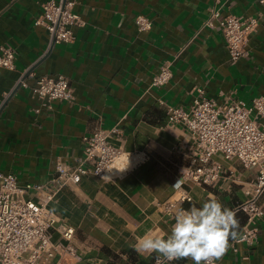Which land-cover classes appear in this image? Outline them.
Masks as SVG:
<instances>
[{
  "label": "crops",
  "instance_id": "0c3cea01",
  "mask_svg": "<svg viewBox=\"0 0 264 264\" xmlns=\"http://www.w3.org/2000/svg\"><path fill=\"white\" fill-rule=\"evenodd\" d=\"M47 0H0V47L15 49L14 68L0 67V93L9 92L0 110V172L17 174L21 184L48 182L59 160L76 164L84 155L83 137L98 127L117 128L115 144L135 158L131 170L116 178L84 177L61 188L50 202L76 229V256L63 253L43 264H154L158 254H140L139 237L167 233L179 208L215 196L235 209L247 199L255 171L217 156L225 171L214 184L184 183L192 199L171 212L164 205L176 196L173 185L189 167L193 140L184 125H169L166 104L187 108L203 88L209 97L232 95L246 102L264 95V1L262 0H75L82 25L68 43L49 44V32L35 21ZM213 7L224 14L256 16L248 55L232 61L217 28L204 25ZM151 19L138 28L136 17ZM171 64L172 77L161 86L152 78ZM69 78L73 101L55 100L48 108L18 86L44 75ZM39 109V110H38ZM239 233L248 214L236 211ZM254 242L230 241L216 264H264V219ZM55 239L66 241L58 232ZM104 248L118 254L113 258ZM161 264H193L190 259Z\"/></svg>",
  "mask_w": 264,
  "mask_h": 264
},
{
  "label": "built area",
  "instance_id": "2783aa9c",
  "mask_svg": "<svg viewBox=\"0 0 264 264\" xmlns=\"http://www.w3.org/2000/svg\"><path fill=\"white\" fill-rule=\"evenodd\" d=\"M75 3L47 0L42 4L44 12L35 22L47 27L50 45L74 40L73 27L83 24L81 15L74 11ZM136 22L140 30L152 27L151 19L144 15H138ZM204 25L221 32L232 61H237L248 55L249 37L257 29L259 18L224 14L220 7H213ZM15 56L13 47L1 46L0 67L14 68ZM171 77V64L165 63L153 76L151 85H164ZM18 84L29 87L32 95L48 108L53 107L55 100L74 99L72 84L62 73L40 76L32 85L22 76ZM9 95L0 93V109ZM166 116L169 125H184L193 142L187 149L189 167L174 181L177 193L163 204L165 210L171 212L178 203L192 199L184 188L187 180L214 184L220 179L225 167L217 156L240 162L254 169L255 178L246 189L247 199L234 210L248 214L240 241L254 242L258 231L255 225L264 219V95L246 102L228 94L209 97L203 88H198L187 108L166 104ZM116 133L117 128L98 127L85 135L84 155L76 164L59 160L48 182L21 184L17 174L0 172V264H43L63 253L77 255L72 244L75 227L64 221L50 202L61 188L78 184L84 177L110 179L131 170L136 160L113 142ZM56 232L66 244L54 238ZM162 261L160 258L154 264ZM57 264L68 263L59 258Z\"/></svg>",
  "mask_w": 264,
  "mask_h": 264
},
{
  "label": "clouds",
  "instance_id": "9594fccd",
  "mask_svg": "<svg viewBox=\"0 0 264 264\" xmlns=\"http://www.w3.org/2000/svg\"><path fill=\"white\" fill-rule=\"evenodd\" d=\"M167 233H148L134 244L140 254H158L168 262L190 259L193 264H216L240 241L236 211L210 196L202 205L179 208Z\"/></svg>",
  "mask_w": 264,
  "mask_h": 264
},
{
  "label": "trees",
  "instance_id": "16d2710c",
  "mask_svg": "<svg viewBox=\"0 0 264 264\" xmlns=\"http://www.w3.org/2000/svg\"><path fill=\"white\" fill-rule=\"evenodd\" d=\"M103 251L108 252V253H111V255H112L113 258H117L118 257V254L113 253L112 250H110L108 248H104Z\"/></svg>",
  "mask_w": 264,
  "mask_h": 264
},
{
  "label": "water",
  "instance_id": "95a60500",
  "mask_svg": "<svg viewBox=\"0 0 264 264\" xmlns=\"http://www.w3.org/2000/svg\"><path fill=\"white\" fill-rule=\"evenodd\" d=\"M52 45H54V44H52ZM18 86H20V84H18ZM1 110V109H0Z\"/></svg>",
  "mask_w": 264,
  "mask_h": 264
}]
</instances>
